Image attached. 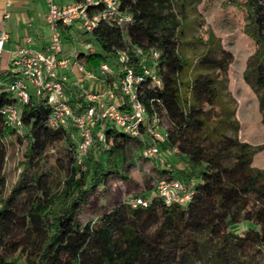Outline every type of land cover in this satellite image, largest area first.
<instances>
[{"label":"trees","instance_id":"obj_1","mask_svg":"<svg viewBox=\"0 0 264 264\" xmlns=\"http://www.w3.org/2000/svg\"><path fill=\"white\" fill-rule=\"evenodd\" d=\"M200 3L208 9L206 0H118L130 18L100 19L90 32L81 30L95 49H77V59L100 80L101 92L112 88L120 100L125 96L118 82L119 52L128 54L134 71L150 68L140 98L148 115L168 122L166 138L157 145L177 160L163 173L187 184L189 199L166 203L149 186L121 192L95 216L82 218L95 191L127 177L126 151L137 139L96 119L93 133L101 129L103 138L95 137L79 163L75 127L51 125L45 97L31 91L21 104L19 133L2 113L16 97L0 83V264H264V170L251 164L252 153L238 139V121L222 93L233 55L213 31L196 38L202 48L194 56L185 50V13ZM102 7L99 0L88 9ZM229 8L254 44L252 68L244 76L264 94V0H220L219 12ZM68 27L59 25L63 39L70 37ZM104 62L109 70L102 74ZM13 76L10 69L0 72L5 83ZM83 95L76 89L67 95L76 111L86 105ZM14 144L22 151L9 183L5 162ZM134 196L147 204L132 205ZM239 223L244 227L236 230Z\"/></svg>","mask_w":264,"mask_h":264},{"label":"built area","instance_id":"obj_2","mask_svg":"<svg viewBox=\"0 0 264 264\" xmlns=\"http://www.w3.org/2000/svg\"><path fill=\"white\" fill-rule=\"evenodd\" d=\"M9 1L7 4H9ZM99 0H79L65 4H59L56 0H46L48 10L44 20L49 27L51 50L44 51L28 46H18L9 59L8 69L14 76L6 83V87L13 92L16 102L2 109L6 120L21 133L23 122L21 119V104L28 101L31 91L42 94L50 106L48 121L53 126L67 127L73 125L77 131L75 156L80 163L86 152L92 145L95 137L103 138L101 129L93 133V124L96 119H105L131 136L140 143V154L143 158H152L160 153L157 142L166 138V126L164 117L157 114L148 115L140 98L141 84L145 81L150 68L145 67L136 72L127 65L129 56L125 51H120L118 61L122 74L118 82L124 100H120L112 88L100 89V80L91 85L90 90L84 92L86 105L76 111L67 101L65 89V77L61 70L69 68L76 70L84 79L92 81L96 78L93 70H89L78 59L79 51L74 49L70 55L63 56L62 37L59 25L74 26L80 30L90 32L100 19L121 23L130 18L118 8V0H100L102 9L90 12L88 9L92 3ZM8 38L5 30L0 31V54ZM86 51H92L91 43H81ZM140 52V49H136ZM153 58L158 56V51L152 52ZM100 72L103 74L109 70L107 63H101ZM159 82L158 79H156ZM32 85L33 90L30 89ZM121 105H124L122 107ZM173 151H176L173 149ZM154 192L164 202L185 203L190 197V189L182 180L166 174L158 176L155 180ZM132 205L147 204V199L134 196L130 199Z\"/></svg>","mask_w":264,"mask_h":264},{"label":"rangeland","instance_id":"obj_3","mask_svg":"<svg viewBox=\"0 0 264 264\" xmlns=\"http://www.w3.org/2000/svg\"><path fill=\"white\" fill-rule=\"evenodd\" d=\"M206 1L208 2L207 10L204 8L203 3H200L195 10L185 13L188 36L185 50L189 55L194 56L202 48V45L196 42V38L205 37L210 31H213L215 37L221 40L222 46L231 51L233 60L229 63L222 82L224 104L229 109L234 110V118L238 121L239 126L237 137L241 142L248 144L252 153L251 164L264 170V94L256 91L252 87L249 77L244 76V71L252 68L254 44L242 32L240 17L233 8L221 13L218 10L220 0H212V3L209 0ZM175 12L177 13V11ZM177 16H181V14L178 13ZM78 38L80 44L89 42L94 46L89 34H80ZM75 43L77 44L78 41ZM72 46H75V44L72 43ZM76 46V49L82 48L78 44ZM73 78V75L70 76L69 80L71 81L65 83L68 93L70 89L83 91L84 86H78V83L77 85L72 84ZM79 81L84 83L87 82V79L81 78ZM97 82L96 78L88 81V86H90H87L86 91H89L91 85ZM30 89L33 90L32 85H30ZM163 119L165 125H167L166 118ZM21 151V144H14L8 148L5 171L9 183L14 180L18 171ZM126 156L127 177L121 181L112 180L109 189L95 191L91 196V204L83 208L82 218L87 219L95 216L101 209L103 202L108 203L112 198L121 197V192L126 191L131 194L142 190L144 187H154L156 178L164 174L163 171L172 167L177 160L176 154L169 151H161L152 158H143L140 154V143L137 140H133L129 145ZM155 166L160 169V173ZM243 227V223H239L235 226V229L240 230Z\"/></svg>","mask_w":264,"mask_h":264},{"label":"crops","instance_id":"obj_4","mask_svg":"<svg viewBox=\"0 0 264 264\" xmlns=\"http://www.w3.org/2000/svg\"><path fill=\"white\" fill-rule=\"evenodd\" d=\"M71 1L74 0H56L59 4ZM7 2L8 0H0V31L5 30L8 34L3 46V52L0 54V72L8 69L11 53L18 46H28L47 52L51 50V31L44 20L48 10L46 0H10L9 4ZM80 32L81 30L74 26L68 27L70 37L62 38L61 54L63 56L70 55L76 49L77 44L82 47L78 38ZM76 41H78L77 44L75 43ZM72 43L75 46H72ZM94 49L95 47L93 46ZM78 50L85 51L83 47ZM61 75H64L65 83L71 81L69 77L73 75V85L78 83V86H88L89 80L81 83L79 80L83 77H80L81 75L76 70L65 68L61 70ZM66 94L68 95V92Z\"/></svg>","mask_w":264,"mask_h":264}]
</instances>
